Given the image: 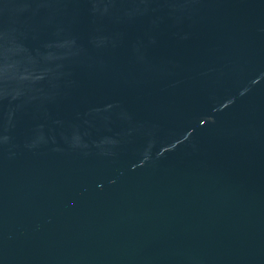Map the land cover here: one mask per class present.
Listing matches in <instances>:
<instances>
[{
    "label": "water",
    "instance_id": "water-1",
    "mask_svg": "<svg viewBox=\"0 0 264 264\" xmlns=\"http://www.w3.org/2000/svg\"><path fill=\"white\" fill-rule=\"evenodd\" d=\"M0 264H264V0H0Z\"/></svg>",
    "mask_w": 264,
    "mask_h": 264
}]
</instances>
